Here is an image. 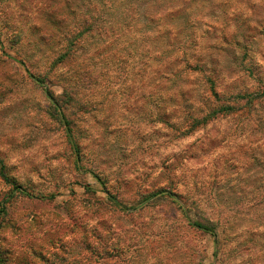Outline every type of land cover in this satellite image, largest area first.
<instances>
[{"label": "rangeland", "instance_id": "obj_1", "mask_svg": "<svg viewBox=\"0 0 264 264\" xmlns=\"http://www.w3.org/2000/svg\"><path fill=\"white\" fill-rule=\"evenodd\" d=\"M40 1L0 0V206L7 213L0 216V264H29V245L47 248L74 229L70 222L53 232L52 208L64 203L71 215L82 209L72 218L80 231L109 232L110 264H264L247 237L225 230L235 219L240 228L254 220L264 231L255 218L262 172L239 165L261 137L264 99L178 141L159 121L177 126L211 77L223 97L264 92V0H52L88 21L82 50L62 72L42 53L46 46L38 54L29 44L34 23L44 20ZM79 65L87 74H64ZM68 87L78 92L65 115L77 118L83 137L81 170L63 126L47 115L53 111L44 89L65 105ZM91 173L108 180L109 194L130 215L106 201ZM209 176L218 190L205 185L193 194ZM3 177L54 200L11 197ZM160 189L174 197H153ZM182 209L191 221L218 222L217 238L193 230Z\"/></svg>", "mask_w": 264, "mask_h": 264}, {"label": "trees", "instance_id": "obj_2", "mask_svg": "<svg viewBox=\"0 0 264 264\" xmlns=\"http://www.w3.org/2000/svg\"><path fill=\"white\" fill-rule=\"evenodd\" d=\"M49 2L50 3L47 4V0H43L41 2V8H38L37 15H39V18H42L43 16L44 20L42 23H40V21L39 23H34L35 25H33L34 27L31 28V33L29 35L33 39L29 41V44L31 42V45L37 50L38 54H41L43 48L46 46L48 50H45L42 53H44L45 55L52 54L53 69L55 71L59 70V72H62L61 70L64 69V67L75 61L77 52L79 50H82L80 47H78L79 41L84 38L83 32H87L86 26L88 24V21L80 18L79 16H76L75 11L72 10L70 6L54 4L52 0H49ZM31 8H33V6H31ZM78 28L84 29H79L81 31H76L78 30ZM18 32V35L14 34V38L16 36L17 39L16 42H19L21 40V32ZM77 70L78 72H72L68 70L67 72H64V74L72 73L70 76L73 77L87 74L86 66L79 65V68ZM30 77L33 78L35 82L43 84V81H38V79L34 78L33 75H30ZM211 78L208 79L209 84L205 94H200L198 96L195 93L193 94V99L189 101L190 103L188 105V109L177 126L172 127V125L168 123V120L159 119L160 122H162L163 124H168L171 129H173L175 134L171 137V139L178 141L189 136L199 129H204L211 123L223 120L225 118H234V116H239L240 114L242 115L247 112L246 110H250V108L254 107L257 102H261V100L255 99H264V92H248L247 89L244 90L243 95L238 94L234 95V97L230 96V98L228 97V95H225L226 97H223L222 93H220L218 89L216 81L212 80ZM44 93L46 94L53 111V113L47 112V115L51 120H54L57 124L63 126L65 133L64 138L74 158V167H76L77 170H81L79 164L85 157V153L83 152L84 145L82 144L83 137L81 136L79 128L76 124L77 118L75 117L71 121L65 115V112L68 111V107L69 109L72 108L69 103L74 102V97L78 95L77 89L69 87L67 88V90L64 89L62 97H64L66 100L65 105L59 104V99H57L50 90L44 89ZM197 109L199 112L203 113L200 117L195 116V111ZM77 116L79 117V114ZM252 130L255 131L254 129ZM261 132L262 133L260 138L256 137L253 142H250V144L252 143L253 145H251L254 146L252 148L250 156H248L250 159L248 161L247 159H244L243 162L239 165L242 169H248L249 167L257 168L260 172H262L260 173L262 176V180L256 188V191L258 192V200L256 204L260 205L261 209L255 208V218L257 220L260 219L264 222V128ZM241 152H248V149L245 147ZM91 174V176L98 182V184L102 188V192L104 198H106V201H108V203H110L112 206L122 210L123 212H127V214L130 215L128 213L129 210L116 199H113L109 194L106 186L108 180L104 178L100 173ZM242 178V176L239 177L241 183ZM215 179L216 176H209L208 182H204V180H201V182L196 183L193 189V194H196L197 192L198 196H200L201 194H199V191L205 185L209 187L210 192L213 189L218 190L217 187L220 186V182H215ZM3 180L11 187V194L9 195L11 197L14 194H17L28 197L29 199H47L50 201L54 200L53 196L49 198H37L31 193L28 194L15 181H9L7 177H3ZM117 183L118 181L115 182V184ZM209 189L207 191H209ZM243 189L244 188H242L241 185L236 188V190H240L241 193L244 192ZM157 195H166L167 197L169 196V198L174 197V194L166 192L162 189L154 193L152 196L156 197ZM242 198H244V195L242 196ZM6 200L8 199H5L4 201ZM2 205L0 206V216L3 215L5 217L7 213L5 211V207H3ZM81 210L75 211V213L71 215V213L67 211L66 203H64L63 205L58 204L52 208V212L56 214V219L52 220H55L57 222V225L55 227L56 229L53 232H57L59 230H62L63 228H67L70 222L74 223V229L67 228L66 232L61 237H59L58 241L50 244L47 248L40 247L38 243L36 245H29V264H110L107 263V255H109V243H107V239L109 236V232L105 231L103 236H94V234L90 232L88 233L85 227L82 228L83 231H80L77 228L78 225L72 218L79 215ZM130 213L132 214L133 212H131L130 210ZM182 216L185 220H187L188 225L193 230L202 234H208L214 239L217 238L218 233L216 226H218V222L213 225V220L211 219L206 220L205 223L199 221H191L184 209H182ZM234 221L235 219H233V223H231L232 221L226 222L225 227H228L225 230L229 231L232 234L234 233V235H236L238 232L240 236L247 237L249 242L252 243L254 247L258 248V253L261 252V254H263L262 257L264 259V244L260 242L262 239H264V231H257L260 230L258 229L259 225L254 220H252V222H248L246 228H240L241 226H237ZM251 228L256 231H251ZM31 235H29V237ZM92 239L96 240L100 244L98 246L95 245ZM251 252L255 254L254 249H252ZM217 254L218 252L216 251L213 256L217 258Z\"/></svg>", "mask_w": 264, "mask_h": 264}]
</instances>
